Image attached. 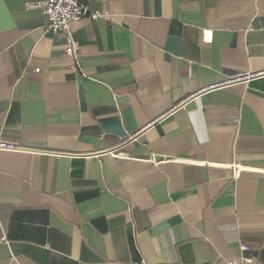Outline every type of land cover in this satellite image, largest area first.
I'll list each match as a JSON object with an SVG mask.
<instances>
[{
  "label": "crops",
  "instance_id": "1",
  "mask_svg": "<svg viewBox=\"0 0 264 264\" xmlns=\"http://www.w3.org/2000/svg\"><path fill=\"white\" fill-rule=\"evenodd\" d=\"M25 1L0 0V264H264V0H84L77 70Z\"/></svg>",
  "mask_w": 264,
  "mask_h": 264
},
{
  "label": "built area",
  "instance_id": "2",
  "mask_svg": "<svg viewBox=\"0 0 264 264\" xmlns=\"http://www.w3.org/2000/svg\"><path fill=\"white\" fill-rule=\"evenodd\" d=\"M25 8L38 9L46 19V29L54 34L61 33L66 38V45L64 48L65 54L71 58L72 65L77 70V56L79 53V43L72 37L71 24L83 18H89L92 20L103 18L107 19V15L99 13L98 11H89L84 0H36L25 1ZM202 42L209 43L211 35L209 31H202ZM38 71V69H35ZM231 120L235 121L236 117H231ZM117 146L109 147V151L105 153H92L94 156L99 155H118ZM233 175H237L240 172L238 168L232 167ZM239 249L241 251L246 250L245 245L239 243ZM227 264H253L252 258L246 255H241L237 259L228 261Z\"/></svg>",
  "mask_w": 264,
  "mask_h": 264
}]
</instances>
